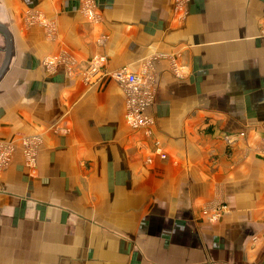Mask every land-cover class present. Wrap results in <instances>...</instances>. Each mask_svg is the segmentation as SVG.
Instances as JSON below:
<instances>
[{
    "label": "crops",
    "instance_id": "obj_1",
    "mask_svg": "<svg viewBox=\"0 0 264 264\" xmlns=\"http://www.w3.org/2000/svg\"><path fill=\"white\" fill-rule=\"evenodd\" d=\"M96 3L98 25L80 0H0L11 37L0 140L42 139L33 174L17 149L0 198H20V220L48 210L50 225L74 228L43 251L50 264H264V0H191L181 24L173 0ZM26 10L52 20L55 34L28 24ZM6 51L0 30V68ZM98 54L110 70L152 72L154 61L148 132L127 124L113 76L85 81ZM48 56L64 60L48 68ZM221 202L226 211L210 221L203 209Z\"/></svg>",
    "mask_w": 264,
    "mask_h": 264
},
{
    "label": "rangeland",
    "instance_id": "obj_2",
    "mask_svg": "<svg viewBox=\"0 0 264 264\" xmlns=\"http://www.w3.org/2000/svg\"><path fill=\"white\" fill-rule=\"evenodd\" d=\"M190 3L191 0H187L186 5H184V9L181 10L178 5V0H173V17L176 23L181 24L187 20L190 13L189 11ZM91 8L94 10L95 13L94 17H91L88 14L89 13L88 10H90ZM29 11H36V10H26L24 12V18L26 22L30 25H33V23L29 22L26 18V13ZM80 11L83 14L85 20L90 22V24L98 25L102 21V14L98 10L96 0H80ZM50 21L54 24L55 29H57L56 24L52 20ZM261 33L262 35H264V22L261 25ZM147 61H149V63H151L152 65L153 71L151 73L154 76L157 75L156 68L153 63L154 61L152 60H147ZM142 68H144L143 65ZM173 69L174 71H176L175 67H173ZM113 70L107 69V67L104 65L99 75L107 74L112 76ZM156 82L157 81L155 79V83H154L155 93H157ZM229 137H234L235 138L234 142H236L238 138V136H236L235 134L234 135L229 134L225 138L226 142ZM227 144L229 143L227 142ZM19 145L20 146H18V144L13 143L14 150L12 152L10 161L0 170V177L2 176L3 172H5L8 169V167H10V165L12 164L13 157L17 149L21 147L23 151L22 140ZM229 145L232 147V144ZM157 147L159 146L155 147V151ZM39 148L37 150V156L39 153ZM260 150L264 151V136H262L260 140L259 151ZM23 155H24L26 167L28 168L31 174L35 173L37 171L36 170L37 156H36L35 165L31 167L26 161L24 152ZM2 204H4L3 207H1ZM217 205H226V204L224 202H221V204L218 203ZM35 211L33 210L28 211L27 216L29 217L23 215L25 219L20 220V218L22 219L21 214L25 213L23 210H20V198H14V199H11L9 197L0 198V264H50V260L48 262L46 256L43 257L44 254L43 251L47 248L49 250L50 249L49 245L51 246H53V244L64 245L66 243L65 238H63L65 235V230L69 231V230H73L74 228L72 229V227L62 228L60 226H52L50 225L51 223L50 220H48V218H50V212L48 210L46 211L41 210L39 212L37 210ZM35 213L36 215H34ZM222 215L223 214H221V217ZM32 216L36 217V219L34 220ZM219 219H217V221ZM60 234H62V237H59ZM20 249L24 251V253H21Z\"/></svg>",
    "mask_w": 264,
    "mask_h": 264
},
{
    "label": "built area",
    "instance_id": "obj_3",
    "mask_svg": "<svg viewBox=\"0 0 264 264\" xmlns=\"http://www.w3.org/2000/svg\"><path fill=\"white\" fill-rule=\"evenodd\" d=\"M187 0H178V5L181 10L184 9ZM91 17L95 16L94 10H88ZM26 18L31 23H40L47 28L50 35L55 34V26L46 19L38 11H29L26 13ZM108 35L101 34L97 38L100 45H105ZM64 60L63 56H48L44 59V64L48 68H54L55 65ZM106 61L105 55H95L89 61L84 78L86 82L95 81ZM72 64V62H70ZM112 76L122 86L126 95L125 100V118L127 124L134 130L145 129L147 132L154 124V118L148 114V108L153 105L155 100V76L151 73L150 66H144L140 72L131 71L128 67H120L112 72ZM235 138L229 137L227 142L234 143ZM42 139L39 135H31L23 138L22 146L25 153L27 163L33 167L36 163L37 150L41 145ZM14 150L13 143L6 140H0V170L10 161ZM156 153L165 158L166 154L161 147L156 148ZM221 204V203H220ZM226 211V205H216L206 207L203 212L210 221H217Z\"/></svg>",
    "mask_w": 264,
    "mask_h": 264
},
{
    "label": "water",
    "instance_id": "obj_4",
    "mask_svg": "<svg viewBox=\"0 0 264 264\" xmlns=\"http://www.w3.org/2000/svg\"><path fill=\"white\" fill-rule=\"evenodd\" d=\"M0 30L1 32H3V34H5L6 36V40H7V51H6V57L4 59V62L0 68V77L4 74L8 64H9V61H10V56H11V37H10V34L9 32L7 31V29L3 26H0Z\"/></svg>",
    "mask_w": 264,
    "mask_h": 264
}]
</instances>
